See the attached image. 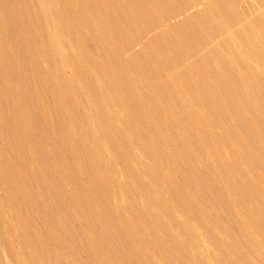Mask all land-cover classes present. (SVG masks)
<instances>
[{"label":"bare ground","instance_id":"1","mask_svg":"<svg viewBox=\"0 0 264 264\" xmlns=\"http://www.w3.org/2000/svg\"><path fill=\"white\" fill-rule=\"evenodd\" d=\"M0 142V264H264V0H0Z\"/></svg>","mask_w":264,"mask_h":264},{"label":"rangeland","instance_id":"2","mask_svg":"<svg viewBox=\"0 0 264 264\" xmlns=\"http://www.w3.org/2000/svg\"><path fill=\"white\" fill-rule=\"evenodd\" d=\"M5 113H7V114H1V116H6V117H9V114L10 113H8V110H5ZM10 116H11V114H10ZM0 150H2L1 149V142H0ZM5 152H7L9 155H10V157H11V163H9V167H8V169L6 170L5 168H3V170L1 171V169H0V198H2L3 197V195L5 194V192L7 191V188H9V186H8V184L6 185V183H5V178H7V177H10V175H12V174H14L15 173V171L18 169V168H22V167H29V165H28V163L26 162V161H21L19 158H17V156L16 155H14V153L12 154L11 152H8V151H5ZM23 162H24V164H23ZM22 163V164H21ZM7 171V172H6ZM10 174V175H9ZM21 187V185L19 186V187H17V189H14V194H12V193H10L11 194V196H13V197H16L17 199H21V193H20V191H19V188ZM2 189V190H1ZM3 191V192H2ZM4 193V194H3ZM20 193V194H19ZM17 195H18V197H17ZM2 199H4V197L2 198ZM4 203H5V201H4ZM5 208V209H4ZM3 211V212H2ZM1 212L4 214V215H7V216H9V217H11L12 216V214H13V211H11L10 209H9V207L7 206V204H5L3 207H2V210H1ZM24 213V212H23ZM30 214V215H29ZM24 215L28 218V220H29V223L32 225V227H33V229L35 230V232L38 234V235H46L45 233H46V226H45V224L43 223V222H41V221H39V218L37 217V215H35V213L34 212H32V210H30V211H27V212H25L24 213ZM14 216H15V214H14ZM35 216V217H34ZM30 217V218H29ZM33 219H35V221H33ZM44 224V225H43ZM41 225V226H40ZM42 227L41 229H40V227ZM45 226V227H44ZM50 226L52 227V228H54L55 227V225L54 224H52V223H50ZM44 233V234H43Z\"/></svg>","mask_w":264,"mask_h":264}]
</instances>
